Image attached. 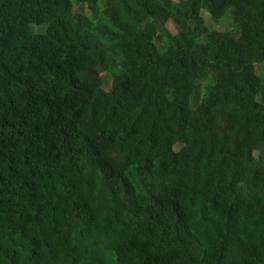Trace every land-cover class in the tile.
Listing matches in <instances>:
<instances>
[{
    "label": "trees",
    "instance_id": "trees-1",
    "mask_svg": "<svg viewBox=\"0 0 264 264\" xmlns=\"http://www.w3.org/2000/svg\"><path fill=\"white\" fill-rule=\"evenodd\" d=\"M9 258L264 264V0H0Z\"/></svg>",
    "mask_w": 264,
    "mask_h": 264
},
{
    "label": "rangeland",
    "instance_id": "rangeland-1",
    "mask_svg": "<svg viewBox=\"0 0 264 264\" xmlns=\"http://www.w3.org/2000/svg\"><path fill=\"white\" fill-rule=\"evenodd\" d=\"M207 22V24L210 26V27H212V28H217V26H216V24H213L212 22H211V20H208V21H206ZM165 25H166V27L168 28V30L170 31V32H172V33H176L178 30H179V26L177 25V23L174 21V19L173 18H167L166 19V21H165ZM201 40H203V39H201ZM111 254V258L112 259H114V256H113V254L112 253H110Z\"/></svg>",
    "mask_w": 264,
    "mask_h": 264
},
{
    "label": "flooded vegetation",
    "instance_id": "flooded-vegetation-1",
    "mask_svg": "<svg viewBox=\"0 0 264 264\" xmlns=\"http://www.w3.org/2000/svg\"><path fill=\"white\" fill-rule=\"evenodd\" d=\"M10 264H16L11 258L8 259Z\"/></svg>",
    "mask_w": 264,
    "mask_h": 264
}]
</instances>
